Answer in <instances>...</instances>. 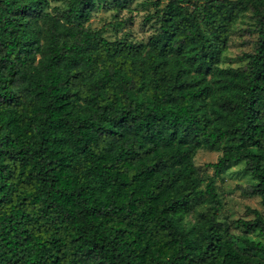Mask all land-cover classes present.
Instances as JSON below:
<instances>
[{
  "label": "trees",
  "instance_id": "obj_1",
  "mask_svg": "<svg viewBox=\"0 0 264 264\" xmlns=\"http://www.w3.org/2000/svg\"><path fill=\"white\" fill-rule=\"evenodd\" d=\"M105 1L0 0V264H264V0H156L148 41L86 27ZM243 8L254 50L220 67ZM201 148L256 179L244 247Z\"/></svg>",
  "mask_w": 264,
  "mask_h": 264
},
{
  "label": "rangeland",
  "instance_id": "obj_2",
  "mask_svg": "<svg viewBox=\"0 0 264 264\" xmlns=\"http://www.w3.org/2000/svg\"><path fill=\"white\" fill-rule=\"evenodd\" d=\"M167 1L161 0L160 7L164 6ZM66 7V0H46L44 5V9L52 14H61ZM157 8L156 0H106L88 15L83 24L86 27L100 30L110 40L124 37L129 33L130 40L148 41L158 27L157 16L149 18ZM119 21L124 23L122 29L115 25ZM257 35L253 12L248 8H243L231 28L229 47L223 53L219 66L228 68L246 65L247 59H243L242 55L254 50ZM220 155L221 152L201 148L194 161L199 170L203 188L212 177L215 178L222 203L218 218L229 225L234 239L244 247L240 240L244 231L236 226L235 221L238 218H253L254 215L248 213V208L262 209L260 198L245 192V189L255 183L256 179L245 170L244 161L232 162L220 174L215 175L214 168L210 166V163L217 162ZM206 205V195L202 194L196 199L194 208L187 214L185 221L194 222ZM248 235L255 240L264 242V236L258 232Z\"/></svg>",
  "mask_w": 264,
  "mask_h": 264
}]
</instances>
